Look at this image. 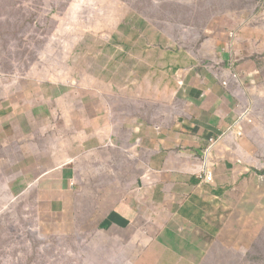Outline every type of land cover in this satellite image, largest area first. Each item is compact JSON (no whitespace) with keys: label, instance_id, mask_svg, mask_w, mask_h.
Returning <instances> with one entry per match:
<instances>
[{"label":"crops","instance_id":"1","mask_svg":"<svg viewBox=\"0 0 264 264\" xmlns=\"http://www.w3.org/2000/svg\"><path fill=\"white\" fill-rule=\"evenodd\" d=\"M179 2L184 7L198 4ZM112 4L114 14H120L115 0ZM216 13L220 17L203 29L202 56L210 57L191 55L183 60L180 48L173 51L168 46L161 57L150 55L148 61L161 64L163 71L147 77L163 80L156 94L169 100L160 113L143 116L136 109L127 114L114 109L107 98L89 102L86 93L76 95L66 87L51 88L48 97L38 85L12 92L0 85V129L25 153L24 186H40L35 189L43 216L60 230L96 237L106 261L233 264L238 259L243 264L246 259V248L213 244L221 236V211L234 207L236 192L256 186L254 177L263 176L260 166L251 164L252 151L261 146L249 129L264 136V125L252 121L250 113L252 98L263 100L264 92L254 86L244 89L251 104L246 105V120L251 124L243 120L246 133L240 139L243 109L236 94L214 72H200L194 63L208 59L231 64L224 74L227 79H261L264 0H241ZM175 57L191 63V68L184 69ZM178 74L186 79L184 86L171 87L170 79L178 83ZM127 97L139 99L138 86ZM233 127L238 129L230 132ZM212 141L218 144L205 162L203 153ZM236 153L246 156V167L232 165ZM214 160L220 169L214 168ZM205 168L214 175L212 185Z\"/></svg>","mask_w":264,"mask_h":264},{"label":"rangeland","instance_id":"2","mask_svg":"<svg viewBox=\"0 0 264 264\" xmlns=\"http://www.w3.org/2000/svg\"><path fill=\"white\" fill-rule=\"evenodd\" d=\"M115 1L117 11H121L116 15L112 0H0V85L5 90L10 88V92L38 85L48 97L51 88L66 87L76 95L86 93L89 102L107 98L114 109L127 114L136 109L143 116L160 113L162 103L169 100L156 94L163 80L147 77L163 71L161 64L148 61L150 55L161 57L162 49L168 46L173 51L180 48L183 60L191 55L210 57L202 56L204 27L212 26L220 17L218 10L232 9L241 0H198V4L188 7L179 0ZM175 58L184 69L191 68V63ZM204 60L194 63L198 71L214 72L226 81L230 93L236 94V102L243 109L241 131L245 134L247 124H251L250 118L246 120V105L251 104L244 89L254 86L264 92V73L254 83L242 78L227 79L224 74L231 64ZM200 79L206 81L205 77ZM170 81L171 87L177 88L184 86L186 79L178 74L179 84L175 78ZM136 86L139 99H128L129 90ZM109 90L114 94L108 95ZM254 96L250 106L252 121L264 125V99ZM2 99L0 89V106ZM249 133L261 146L252 151L251 164L260 166L263 172L264 136L253 133L251 128ZM217 144L212 141L207 146L208 153H203L205 162ZM24 157L16 140L6 138L0 129V264H115L104 259L96 237L86 239L80 232H64L55 222L48 221L47 215L43 216L35 189L40 186H24ZM245 158L236 153L232 165L237 169L246 167ZM213 162L214 168H221L216 160ZM262 175L254 177L258 180L256 186L236 192L234 207L222 210V220L217 223L221 236L213 245L248 249L243 264H264ZM213 179L208 180L209 185ZM238 263L241 264L238 259L233 261Z\"/></svg>","mask_w":264,"mask_h":264},{"label":"built area","instance_id":"3","mask_svg":"<svg viewBox=\"0 0 264 264\" xmlns=\"http://www.w3.org/2000/svg\"><path fill=\"white\" fill-rule=\"evenodd\" d=\"M238 128H236V127H233V128H230V132H235V130H237ZM238 135H243V133H242V131H241V129H238ZM215 143V142H214ZM206 177H207V179L208 180H212L213 178H214V175H213V173L212 172H206Z\"/></svg>","mask_w":264,"mask_h":264},{"label":"trees","instance_id":"4","mask_svg":"<svg viewBox=\"0 0 264 264\" xmlns=\"http://www.w3.org/2000/svg\"><path fill=\"white\" fill-rule=\"evenodd\" d=\"M260 174H261V175L264 174V171H263V172H260Z\"/></svg>","mask_w":264,"mask_h":264}]
</instances>
